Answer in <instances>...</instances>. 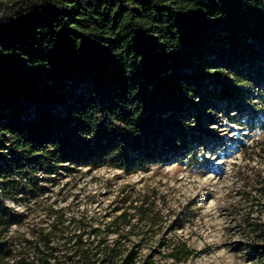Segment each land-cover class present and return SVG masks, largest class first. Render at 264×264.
Returning a JSON list of instances; mask_svg holds the SVG:
<instances>
[{
	"label": "trees",
	"instance_id": "16d2710c",
	"mask_svg": "<svg viewBox=\"0 0 264 264\" xmlns=\"http://www.w3.org/2000/svg\"><path fill=\"white\" fill-rule=\"evenodd\" d=\"M0 13L2 229L22 221L4 200L41 179L193 157L219 112L249 109L248 87L264 88V0H0ZM142 206L106 222L54 216L11 264H145L127 239Z\"/></svg>",
	"mask_w": 264,
	"mask_h": 264
},
{
	"label": "rangeland",
	"instance_id": "374dc122",
	"mask_svg": "<svg viewBox=\"0 0 264 264\" xmlns=\"http://www.w3.org/2000/svg\"><path fill=\"white\" fill-rule=\"evenodd\" d=\"M248 88L253 105L219 112L210 125L216 138L205 148L196 143L193 157L132 174L81 167L41 179L45 188L35 195L6 198L22 221L0 228V240H8L1 264L23 256L26 239L48 231L54 216L64 224L71 217L106 222L131 204L147 208L127 236L140 243L139 262L149 255L145 264H264V237L255 229L264 224V115L252 112L264 107V88ZM184 248L193 254L185 257Z\"/></svg>",
	"mask_w": 264,
	"mask_h": 264
}]
</instances>
